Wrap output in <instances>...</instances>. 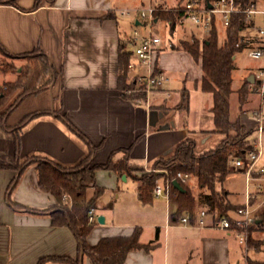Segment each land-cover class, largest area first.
Returning <instances> with one entry per match:
<instances>
[{
    "label": "crops",
    "instance_id": "crops-1",
    "mask_svg": "<svg viewBox=\"0 0 264 264\" xmlns=\"http://www.w3.org/2000/svg\"><path fill=\"white\" fill-rule=\"evenodd\" d=\"M121 1L55 0L50 3L43 0L37 7L36 0L0 3V42L3 46L12 53L40 48L57 73L47 90V107H51L52 112L37 116L25 125L19 152L13 135L0 127V264H37L39 258L47 254L76 257L79 253L77 239L69 226L54 227L50 211L33 212L27 207L13 206L7 194L10 182L18 176L16 166L19 161L41 155L73 166L87 154V141L71 129L55 109L65 114L96 147L95 163L106 162L110 157L119 160L128 148L130 164L149 171L158 158L172 153L176 145L188 137L195 138L197 153L213 148L223 140V134L213 131L214 119L212 127L202 128L199 132L190 127L188 120L181 119L180 113L189 112L191 105L186 80H192L198 89L197 82L203 73L201 63L189 52L174 47L182 34L187 33L189 23L176 25L173 32L169 27L172 36L181 32L177 40L162 38L157 64L166 78L163 89L154 93L151 106L148 107L141 98L123 95L119 85L120 46L127 43L128 49L132 50V31L142 21L138 14L135 19L131 14H121L120 10L126 9ZM258 2L264 6V0ZM195 36L205 38L200 34ZM135 59L133 55L131 60ZM184 62L191 69H186V75L190 76L192 71V78H184L180 87L171 85L173 78L168 72L183 68ZM12 79L0 78V84ZM185 94H188L187 101H184ZM211 96V104H206L203 109L207 111L206 117L213 118L212 93ZM213 140L215 145H210ZM96 175L97 185L103 191L93 204L96 221L88 235L91 245L103 237L129 235L136 226H141L140 240L152 246L132 250L124 264H231L227 236L232 234L211 225L212 215L204 202L207 190L199 186L198 178L193 183L187 180L195 196V207L193 215L189 214L191 224H183L180 217L188 213L176 219L177 204L172 200L167 201L161 196L154 197L149 204H142L138 196L141 182L127 173L100 169ZM129 180L136 183L135 191L129 190ZM225 187L233 202V192ZM94 190L95 187L89 188V197L93 196ZM110 192L115 196L111 201H105L104 195ZM11 198L21 205L37 208H48L57 203L52 194L40 189L35 165L26 167L11 191ZM131 202L134 208L129 205ZM233 203L239 205L241 202ZM118 204L121 205L119 210L116 209ZM202 210L208 213L207 224L203 227L198 225ZM133 212L138 219L130 217ZM100 215L104 216V223L99 222ZM144 227L150 229L149 234H145ZM82 261L93 264L86 256H82Z\"/></svg>",
    "mask_w": 264,
    "mask_h": 264
},
{
    "label": "trees",
    "instance_id": "trees-1",
    "mask_svg": "<svg viewBox=\"0 0 264 264\" xmlns=\"http://www.w3.org/2000/svg\"><path fill=\"white\" fill-rule=\"evenodd\" d=\"M48 1L53 3L55 0ZM183 1L179 0L169 7L164 4V0H154V3L152 2L158 7L155 17L158 20H166L172 32L176 25H179L177 19L183 13L179 6ZM207 1L214 2L215 0ZM254 1L235 0L238 11L231 15L227 27L223 28L219 21L214 18L209 34L204 39L193 35L191 41L181 37L178 43L174 44L175 48H183L196 61L201 63L203 73L197 85L201 90L213 94V105L211 107L214 119L213 131L224 135L223 140L215 147L197 153L195 138L188 137L179 142L172 153L158 158L149 171L130 164L128 148L124 149L125 154L119 160L110 157L106 162L95 163L93 162V153L96 147L84 134L77 130L65 114H62L59 109H55V113L87 141V154L73 166L62 165L41 155L31 156L21 164H17L16 167L19 173L10 182L7 194L13 206L27 207L33 212L50 211L54 227L69 226L77 239L79 253L76 257L47 254L40 257L37 264L47 262L83 264L82 256L89 257L93 264H124L132 250L149 249L152 246L150 243H144L140 240L143 232L141 226H136L129 235L103 237L95 245L88 242V235L95 224V222L93 224L87 223L88 211L103 191V188L97 185L96 174L100 169L127 173L139 180L141 185L138 196L144 205L153 201V190L158 182L170 180L172 182L170 197L177 204L176 219L183 213L192 216L195 207L193 191L187 182L178 177V172L196 174L199 186L207 190L204 194V202L210 213L219 217L227 215L230 210L238 207L230 200V191L224 186V183L228 175L232 173L229 169L230 159L235 154H240L250 145V136L253 133V130L245 124L241 117L244 104L248 102L250 94L254 91L253 83L247 77L237 89L239 113L235 118L231 116V95L234 92L233 72L236 67L237 54L246 48L248 44L242 34L249 20L245 9ZM42 2L43 0H36L35 7L40 6ZM0 3L16 4V0H0ZM221 27L226 33L223 42L219 40ZM0 54L14 60L25 61L24 64L17 66L16 78L0 84V127L5 132L13 135L16 151L19 152L20 136L25 125L37 116L51 113L52 109L47 107L30 111L18 121H11L12 114L26 98L47 91L55 80L57 73L47 54L40 48L24 53H12L0 42ZM133 55L134 52L128 49L127 43H121L119 85L125 97H145V92L137 89L136 75L129 68ZM14 65H11L12 69L15 68ZM19 67H21V70H19ZM128 88L132 89L133 92L126 94L125 90ZM13 95H15L13 101L7 107H4L8 98ZM187 99L188 94H185L184 101H187ZM28 165L36 166L37 182L40 189L52 194L57 200L56 205L48 208H37L21 205L12 200L11 191L19 183ZM175 179L180 181L185 190L174 186L173 181ZM91 187H95V190L93 196L89 197L88 190ZM253 229L252 227L248 238V244L250 245H253L255 241L258 242L253 237ZM255 246L260 247L259 245ZM250 263L264 264V261L251 260Z\"/></svg>",
    "mask_w": 264,
    "mask_h": 264
},
{
    "label": "built area",
    "instance_id": "built-area-1",
    "mask_svg": "<svg viewBox=\"0 0 264 264\" xmlns=\"http://www.w3.org/2000/svg\"><path fill=\"white\" fill-rule=\"evenodd\" d=\"M255 0L246 9L250 18L260 15V22L256 26L257 35L253 40L244 39L247 44V53L251 57L262 58L264 60V6L258 7ZM209 3L212 4L209 7ZM169 7V6H167ZM166 7V8H167ZM183 11L178 17V24L184 25L188 21L193 22L199 27L211 29L214 18L219 21L224 28L230 22L231 15L238 11L235 0H185L180 6ZM158 7L150 3L134 10L137 11L141 25H136L131 35V47L136 57L129 63L130 70L136 75L137 89L145 92V97H131L143 99L148 107L152 103V95L163 89L165 74L160 71L157 64L159 50L162 46V37L157 33L155 24L158 20L155 12ZM133 9H122L121 14H131ZM255 81L253 83L254 94L259 97L258 105L255 107H244L241 117L257 137L251 139L248 145L240 154H235L229 162V169L232 172L242 174L245 178V189L243 201L236 209L230 210L227 215H212V226L229 231L237 236L240 244L248 246L250 230L252 234L256 231L264 230V154L263 133H264V64L254 72ZM128 88L126 94L132 93ZM252 92V93H253ZM166 171V170H165ZM178 177L187 182L189 173L178 172ZM172 182L166 180L158 182L153 190L154 197H164L167 201L171 200L170 190ZM206 210H202L198 221L199 226H206ZM96 221L95 208L92 206L88 211V224ZM183 224H191V216L184 214L180 217Z\"/></svg>",
    "mask_w": 264,
    "mask_h": 264
},
{
    "label": "rangeland",
    "instance_id": "rangeland-1",
    "mask_svg": "<svg viewBox=\"0 0 264 264\" xmlns=\"http://www.w3.org/2000/svg\"><path fill=\"white\" fill-rule=\"evenodd\" d=\"M144 1V2H143ZM179 0H165L164 4L167 6H171L170 4L178 2ZM260 0H257L258 2ZM154 3V0H122L121 5L126 9H133L131 12V16H133V19H135L136 15L138 14L137 10L141 8L142 6L148 5L150 3ZM144 3V4H143ZM262 3L258 2L257 6L261 7ZM132 7V8H128ZM260 18L259 15H255L252 18H250L247 22V27L243 30L242 34L244 39H250L253 40L254 36L257 35L256 26L259 22ZM188 23L191 25L187 28V33L182 34L183 38H186L188 40H192V33H197L195 35H199L203 37L208 36V31L202 27H198L196 24H194L191 21H188ZM133 26V24H131ZM169 23L166 20H159L155 24V29L157 33L163 38V40H167L168 37H171L173 40H177L179 37L180 31L176 32L174 36H172L169 33ZM194 31V32H192ZM192 32V33H191ZM225 30L221 27L220 29V41L223 42L225 38ZM179 40V39H178ZM183 49V48H181ZM24 60H14L8 56L0 54V78H16L17 77V66L24 64ZM9 64V65H8ZM15 64V68L12 69L11 65ZM264 64V60L262 58H255L251 57L247 53V47L244 48L242 51H240L237 54V58L235 60V69L233 72V89L237 92L238 87L243 83V81L249 76V74L254 73L257 71L258 67ZM185 70H182V69ZM183 68L175 69L174 71L168 72V75L170 78H173L171 85H176L177 87H180L183 85L184 78H192L191 74L192 71L189 72L190 76L186 75V69H189L188 64L185 62L183 63ZM19 70H21V67H19ZM195 70V69H194ZM193 70V71H194ZM166 76V75H165ZM175 79V80H174ZM186 86L190 88V109L189 112L182 111L181 119L183 121L188 120L189 125L192 129H195L196 131H200L202 128H208L213 126V118L206 117V109H203V107H206L205 105H210L212 102V96L211 93L205 92L201 90L200 87L198 89L195 88L194 82L190 79L186 80ZM236 92L233 93L231 97V116L232 118L237 117L239 113V106L237 103V95ZM154 94L152 95L153 98ZM236 96V98H235ZM15 95L8 98V100L5 103L4 107H7L14 99ZM259 97L253 93L250 94L248 102L244 104V107H255L258 105ZM49 94L47 91H43L38 93L37 95L30 96L26 98L13 112L11 121H18L20 120L24 115L29 113L31 110H38V109H44L47 108L49 105ZM243 107V108H244ZM218 136V135H217ZM224 136V135H223ZM251 139H254L257 137V133L251 134ZM224 138V137H223ZM263 145H264V133H263ZM210 145H215L214 140L210 142ZM201 147V145L199 146ZM264 150V149H263ZM28 159V158H27ZM26 160V159H24ZM24 160H21V164ZM262 162H264V154L262 157ZM192 183L197 181L196 174H191L189 179ZM135 182L133 180L128 181L129 190L135 191ZM225 186H228L231 191L233 192V202H242L243 201V194L245 189V178L242 174L232 172L230 175H228ZM131 191V192H132ZM114 193H106L104 195L105 201H111L114 197ZM129 205H134L129 203ZM120 204L117 205L116 209L119 210ZM130 206V207H131ZM131 208H134L133 206ZM116 210V211H117ZM135 210V209H133ZM134 215H131L130 217L134 219H138L137 214L133 212ZM129 217V218H130ZM133 220V219H132ZM129 220V221H132ZM145 234H149L150 229L144 227ZM253 237L258 240V242H253V245L248 244H240L238 241V238L236 235H228L227 238L229 240V250H230V262L231 264H251V260H264V230L256 231L253 233ZM259 243V244H258ZM255 245H259L260 247L257 248Z\"/></svg>",
    "mask_w": 264,
    "mask_h": 264
},
{
    "label": "water",
    "instance_id": "water-1",
    "mask_svg": "<svg viewBox=\"0 0 264 264\" xmlns=\"http://www.w3.org/2000/svg\"><path fill=\"white\" fill-rule=\"evenodd\" d=\"M208 5H209V7L212 6L211 3H209ZM156 20H158V19H156ZM248 80H249L251 83H254V81H255V74H254V73L249 74V76H248ZM173 184H174L175 187H177V188H179V189H181V190H185L184 187L182 186V184L180 183L179 180L175 179V180L173 181ZM98 220H99V222H101V223H104V222H105V218H104V216H102V215H100V216L98 217Z\"/></svg>",
    "mask_w": 264,
    "mask_h": 264
}]
</instances>
